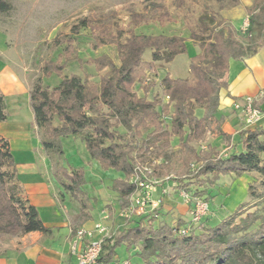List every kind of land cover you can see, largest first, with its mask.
<instances>
[{"label":"trees","instance_id":"obj_1","mask_svg":"<svg viewBox=\"0 0 264 264\" xmlns=\"http://www.w3.org/2000/svg\"><path fill=\"white\" fill-rule=\"evenodd\" d=\"M168 1L179 9L188 0ZM9 8L6 0H0V12ZM144 9L145 14L132 17L128 31L116 28L109 20L96 22L86 17L73 26L72 35L53 39V46L63 48L55 60L42 63L29 90V104L46 155L62 154L60 138L80 136L90 157L102 168L123 174V179L114 180L111 187L119 197L120 209L135 191L129 182L135 167L144 165L137 159L146 155L154 166L153 176L159 178L162 171L178 167L181 176L173 180L176 189L192 199L206 201L208 206L215 198L210 193L221 176L240 178L254 173L264 186V126L241 130L240 150L230 149L226 155L209 146L197 150L217 113L219 92L227 88L230 61H241L264 47V0H251L244 7L248 20L244 31L204 4L196 25L188 29L187 39L199 49L190 57L189 77L165 75L161 93L151 99L146 95L156 87V63H170L185 54L187 39L179 34L136 33L143 22L169 19L162 2ZM82 29L90 32L95 49L113 47L118 64L107 54L81 58L75 49V37ZM147 50L151 52L148 62L142 59ZM73 64L79 75L72 72ZM88 67H93L98 80L93 79ZM50 74L60 79L51 88L43 84V78ZM137 86L143 96L137 94ZM6 119V103L0 92V122ZM120 128L128 133V139L120 135ZM15 177L8 142L0 137V241L50 231L36 208L22 198ZM54 177L83 212L87 204L81 170L69 172L57 167ZM245 206L240 205L213 224L207 222V216L198 223L189 220L173 224L154 222L151 214L133 218L103 241L97 264H133L134 257L142 264H264V215L258 211L242 215L239 209ZM181 229L187 232L181 233ZM120 247L129 255L125 263L117 255Z\"/></svg>","mask_w":264,"mask_h":264},{"label":"rangeland","instance_id":"obj_2","mask_svg":"<svg viewBox=\"0 0 264 264\" xmlns=\"http://www.w3.org/2000/svg\"><path fill=\"white\" fill-rule=\"evenodd\" d=\"M6 1L10 5L9 10L3 13L0 12V82L3 84V81L7 79L5 76L8 77L9 75V71L3 69L4 64H6L9 68L12 67V72L20 78L21 83L26 88H30L32 80L39 75L42 63L46 60H55L63 48L62 46H53V39L55 37L63 39L67 35H72L73 26L79 24L86 17L96 22L109 20L113 22L116 28H123L128 31L132 17H135L137 13L145 14L146 10L144 7H149L151 3L162 2L169 12V19L163 22L151 20L143 22L135 29L136 33L146 35L179 34L187 39L188 29L196 25L198 17L202 14L204 4L208 5L218 17L229 19L236 28L242 29L246 19L244 6L251 2V0H188L182 8L178 9L168 0ZM93 43L94 40L90 32L85 29L80 30L75 37V49L78 55L83 59H87L107 54L118 64L117 54L113 47L103 46L95 49ZM186 45L187 52L185 54L177 56L170 63L162 61L156 63L157 75L154 77L156 87L146 95L148 99L161 93V78L165 75L169 74L172 78L182 79L189 77L190 57L198 53L199 49L196 43L188 39ZM142 59L147 62L150 61L151 52L147 50L143 54ZM71 70L74 74H80L76 64L71 66ZM87 71L92 74L94 80H98V75L93 67H88ZM59 81L60 79L56 74H50L43 78V84L50 88L57 85ZM7 89L6 84L4 85V90ZM136 92L139 96L144 95L138 86L136 87ZM101 109L105 111L104 107ZM119 133L125 136V139H128V133L124 129L120 128ZM202 141L197 144V150L206 147ZM60 143L63 152L53 157V171L57 167H64L69 172L81 170L83 174L84 183L82 190L85 193L84 199L86 204L88 203L91 207L89 210L90 223L85 225L83 229L92 230L102 220V211L112 217L117 216L118 219L122 220L123 226H125L126 222L130 220H123L119 216V197L111 189L113 181L123 179V174L102 168L96 160L90 157L80 136L60 138ZM176 143L173 141V147H176ZM230 149V146H226L219 151V155H226ZM137 160L144 163V165L152 167V169L154 167L151 165L148 155L142 156ZM179 176H181V170L178 167L172 168L169 172H161V177L158 179L163 182L169 178V181L160 183L161 187L158 186L153 195L154 198L160 201L158 213L155 212L156 216L150 215L154 222H157L159 220L158 216L160 217L161 215L162 200L160 196L163 189L166 188L164 196H167L172 189L177 190L178 195L183 200L180 190L176 189L173 181ZM224 178L223 182L225 181V185L221 184V190L216 188L210 193L215 198L209 202V213L207 215L209 221L207 222L210 224L217 223L223 217L238 209L242 204H246L245 207L239 209L242 215L254 211L264 215V186L260 185L257 174H251V176L242 179L232 175ZM244 179L246 180L244 181ZM130 197L126 199L127 202H129ZM109 220L106 225L110 228L111 236H114L119 230ZM6 239L10 238L3 240ZM117 255L120 262L127 261L129 258L123 247L117 248ZM132 262L133 264H142L140 259L135 257Z\"/></svg>","mask_w":264,"mask_h":264},{"label":"crops","instance_id":"obj_3","mask_svg":"<svg viewBox=\"0 0 264 264\" xmlns=\"http://www.w3.org/2000/svg\"><path fill=\"white\" fill-rule=\"evenodd\" d=\"M11 68L4 64L3 69L8 70L9 75L5 76L7 79L3 84L0 82V92L4 96L7 111V119L0 122V137L8 142L22 198L36 208L43 225L50 231L29 232L1 241L0 264H77L70 243L75 231L90 223L91 207L87 203L86 209L81 212L79 203L56 182L53 157L47 156L43 150L34 123L29 104L30 88L23 86ZM226 78L227 88L219 92L217 113L202 141L206 147L216 151L226 146L240 150L238 133L264 126V115L256 125L247 126L243 114L234 108L236 102L242 103L245 98H252L254 107L264 113V47L241 61H230ZM6 84L8 89L4 90ZM174 141L177 142L176 139ZM251 174L254 173L245 174L239 179ZM224 177L219 178L216 188L221 190V184L225 185ZM160 198L162 209L158 221L169 224L189 221L190 205L180 198L177 190L172 189L167 196ZM106 214L107 224L110 219L117 230L126 227L117 216Z\"/></svg>","mask_w":264,"mask_h":264},{"label":"built area","instance_id":"obj_4","mask_svg":"<svg viewBox=\"0 0 264 264\" xmlns=\"http://www.w3.org/2000/svg\"><path fill=\"white\" fill-rule=\"evenodd\" d=\"M243 26L242 30L244 31L248 26L247 18ZM262 93H264V90ZM234 108L243 114L244 122L247 126L256 125L264 115V113L254 107V100L252 98H245L242 103L236 102ZM167 181H169V178L163 182L166 183ZM129 182L134 184L135 191L130 195L128 204L120 209L119 216L123 220H131L148 214L156 216L160 207V201L154 198L153 195L157 187L160 186V183L163 182L152 175V167L138 164ZM165 194L166 188L161 192V196ZM180 194L184 202L190 205L189 220L192 223H198L208 215L209 206L206 201L198 198L192 199L183 191H180ZM107 219V214L102 212V220L92 230L88 231L79 228L75 231L70 243V249L76 258L77 264H97L103 241L111 237L110 228L106 225ZM180 232L185 233L187 231L181 229Z\"/></svg>","mask_w":264,"mask_h":264}]
</instances>
